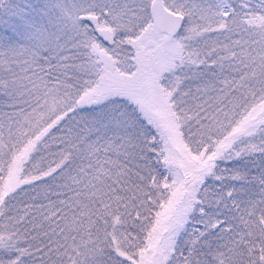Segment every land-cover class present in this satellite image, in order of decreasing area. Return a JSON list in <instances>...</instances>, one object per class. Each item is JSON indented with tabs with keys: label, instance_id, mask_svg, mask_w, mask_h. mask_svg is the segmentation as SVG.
I'll use <instances>...</instances> for the list:
<instances>
[{
	"label": "snow or ice",
	"instance_id": "snow-or-ice-1",
	"mask_svg": "<svg viewBox=\"0 0 264 264\" xmlns=\"http://www.w3.org/2000/svg\"><path fill=\"white\" fill-rule=\"evenodd\" d=\"M0 264H264V0H0Z\"/></svg>",
	"mask_w": 264,
	"mask_h": 264
}]
</instances>
